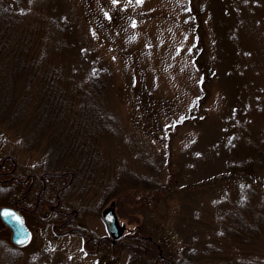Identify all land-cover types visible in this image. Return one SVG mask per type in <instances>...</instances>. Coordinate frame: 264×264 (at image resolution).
Returning <instances> with one entry per match:
<instances>
[{"label": "rangeland", "instance_id": "374dc122", "mask_svg": "<svg viewBox=\"0 0 264 264\" xmlns=\"http://www.w3.org/2000/svg\"><path fill=\"white\" fill-rule=\"evenodd\" d=\"M2 1L23 12L20 31H30V20L37 25L27 60L45 51L44 71L60 70L66 88L94 71L105 80L103 106L113 121L109 132L87 140L105 158L103 177L83 187L77 172L79 189H66L75 223L95 240L107 236L101 212L115 201L127 232L137 229L159 244L151 250L159 257L162 250L180 261L189 250L200 264H264V0ZM55 27L58 50L48 36ZM9 64L0 59V90L9 86ZM25 83L15 81L12 104L0 97V159L10 156L38 175L48 135L39 136L34 123L39 87ZM75 162L61 159L51 172ZM153 189H160L154 203L141 206L138 198ZM10 191L0 187V207ZM241 198L252 211L245 210L243 231L232 234ZM53 221L35 224L34 235L27 220L31 240L15 248L0 220V264H132L125 236L87 253L83 237L57 236Z\"/></svg>", "mask_w": 264, "mask_h": 264}, {"label": "trees", "instance_id": "16d2710c", "mask_svg": "<svg viewBox=\"0 0 264 264\" xmlns=\"http://www.w3.org/2000/svg\"><path fill=\"white\" fill-rule=\"evenodd\" d=\"M39 1L45 3L46 0ZM23 16V12L14 11V8L0 0V59H8L10 62L7 72L9 86L0 90L1 101L7 103L6 105L12 104L15 81L20 77L26 79L25 87L38 85V100H36L38 106L34 113V123L40 128L37 133L39 136L48 135L47 164L44 165V170L54 171L53 164H57L61 159L74 158L76 166L65 165L66 167L62 166V170H71L75 175L79 172L83 187H92L95 176H99L98 179L103 177V166L100 162L103 157L97 143L88 144L87 140L88 138H95L100 132H109L110 122L113 121L110 117L109 120L106 119L107 112L103 106L105 80L99 71H94L89 73L87 78L80 83L68 81L69 86L66 88L63 86L66 80H64L60 70L56 69L50 74L44 71L45 51H41V58L43 57V59L27 60L28 53L32 50L31 42L35 43L36 41L37 25L33 23L32 26L30 20L27 26L30 31H20L21 27H25L23 24L21 26ZM60 33V28L55 27V32L48 34L52 37L55 50H58L55 37H58ZM13 34H18V36L12 38ZM46 37L47 35L44 34L43 39L46 40ZM40 69H43V73H40ZM83 84H88V86L84 87ZM28 98L27 95L25 99H21L16 109L23 108ZM103 160L105 162V158ZM86 182H89L88 185ZM159 190L153 189L149 195L140 196L138 203L145 208L152 205L158 197L155 193ZM246 205L245 199L241 198L239 208L245 207V209L237 208L231 214L229 232L232 231V234L243 231L244 225L248 224L245 219V210H252ZM124 236L127 238L125 244L132 254V264H158L159 262L160 264H200L198 258L189 250L184 258H180V261H175L174 258L168 260L166 256L165 259H161L158 252L155 255L153 249L154 247L157 249L156 245L159 244L155 243L154 245L148 238H145L147 236L142 234V231L139 234L137 229L127 232ZM95 241L93 239L92 242ZM151 250L154 251L151 253ZM240 264L261 263L251 260Z\"/></svg>", "mask_w": 264, "mask_h": 264}, {"label": "flooded vegetation", "instance_id": "af4514ba", "mask_svg": "<svg viewBox=\"0 0 264 264\" xmlns=\"http://www.w3.org/2000/svg\"><path fill=\"white\" fill-rule=\"evenodd\" d=\"M18 167L17 162L10 156L0 159V187L12 189L8 193L11 198L8 199L6 206L16 210L23 217L25 225L27 220L34 224V235L35 232L40 231V227L35 224L39 225L42 220L54 218L52 227L55 234L65 236L73 233L83 237V248L87 253L100 252L103 245H109L108 247L112 248L122 238L113 242L108 233L107 236L98 237L93 244L94 237L84 232L80 228L81 225L75 223L77 210L71 209L64 199L66 189L72 188L73 184L76 186L74 189H79L74 172L70 170L51 172L44 170V165H42V170L37 175L27 170L18 169ZM54 189L57 190L54 191ZM48 194L52 198H46ZM44 205L45 207L47 205V211L42 210ZM26 227L31 232L32 237L33 232L27 225ZM87 243H91L94 248L90 251L86 250ZM13 246L15 248L25 247ZM161 259L165 258L161 257Z\"/></svg>", "mask_w": 264, "mask_h": 264}, {"label": "water", "instance_id": "95a60500", "mask_svg": "<svg viewBox=\"0 0 264 264\" xmlns=\"http://www.w3.org/2000/svg\"><path fill=\"white\" fill-rule=\"evenodd\" d=\"M5 212H9L12 215L5 216L3 215ZM101 217L113 242L119 240L127 231L126 225L120 223L117 217L115 201H111L110 204L102 210ZM0 220L11 230V242L13 245L21 247L29 243L31 232L24 224L23 217L16 210L8 206L0 207ZM159 254L160 256L162 255V250H159Z\"/></svg>", "mask_w": 264, "mask_h": 264}, {"label": "snow or ice", "instance_id": "6c2138e0", "mask_svg": "<svg viewBox=\"0 0 264 264\" xmlns=\"http://www.w3.org/2000/svg\"><path fill=\"white\" fill-rule=\"evenodd\" d=\"M139 2H142V0H139ZM3 215H5V216H10V215H12V214L9 213V212H5V213H3Z\"/></svg>", "mask_w": 264, "mask_h": 264}]
</instances>
